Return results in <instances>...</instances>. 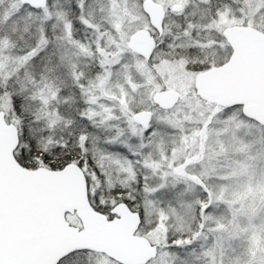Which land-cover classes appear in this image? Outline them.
Returning <instances> with one entry per match:
<instances>
[{
  "label": "snow or ice",
  "instance_id": "6c2138e0",
  "mask_svg": "<svg viewBox=\"0 0 264 264\" xmlns=\"http://www.w3.org/2000/svg\"><path fill=\"white\" fill-rule=\"evenodd\" d=\"M0 264H264V0H0Z\"/></svg>",
  "mask_w": 264,
  "mask_h": 264
}]
</instances>
